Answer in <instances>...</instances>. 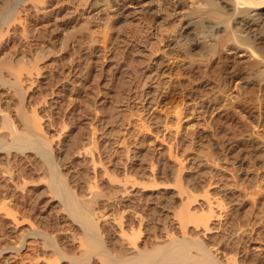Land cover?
I'll return each instance as SVG.
<instances>
[{"label":"rangeland","instance_id":"1","mask_svg":"<svg viewBox=\"0 0 264 264\" xmlns=\"http://www.w3.org/2000/svg\"><path fill=\"white\" fill-rule=\"evenodd\" d=\"M55 2L56 0H52L51 3L54 5ZM68 2L64 6L65 9L72 11L71 7H77V11L81 13L77 16L79 19L84 18L83 15L87 11L97 8L98 4L104 3L103 0H69ZM169 7L165 5L161 8L162 10L160 9V14H162L164 20L158 16L159 14L156 15L155 13L140 12L136 15L132 14L130 13L131 8L124 12L122 18L118 17L117 10L119 8L117 6L109 10H102L99 19L89 24L88 29L83 30L81 37L75 38L77 40L74 38H71L72 40L68 39L67 48L62 51L61 56L44 59V61H41L43 63L38 62L39 70L33 74L32 79L34 80L37 76H40L38 75L40 73L41 76L35 79L38 82L29 81V84L32 83V85L27 84L29 88H24L22 97H24L25 102L23 101L24 103L20 107L22 110L25 107L24 112L26 115L35 112L33 116L35 114V120L38 124L40 123L39 128L37 126L36 128L43 136V138L40 137L45 139L48 145L45 148L46 151L48 148L50 151L47 152V156L50 154L48 158L51 156L49 159L52 162H49L51 165L56 163L57 168H54L56 172L58 171V174L60 173V176H63L61 178L66 181L64 183L66 186L68 185L69 190L72 189L78 199L85 195L84 198L87 200L92 194L91 198L92 196L93 198H90L91 200L89 199L87 203H93L92 206L96 208L95 213L97 215L101 210H103L101 212L103 213L107 207V209L112 207L113 209L120 210L123 208L122 210H127L125 216L123 215L125 219L123 220L124 232H129L130 236L133 227V230L136 231H134L135 238H137L136 242L141 241L148 235L150 240H153L152 243L161 244L158 239L160 229L169 234L174 233L170 234L173 238H181L182 232L176 231L170 225L172 217H174L172 214L177 213L176 209H179L180 205L183 204H181V201L187 200L185 197L190 196L189 193L193 192V195H191L194 200L192 198H190L192 201L187 200L192 203L189 209L191 212H195V209V214L200 216L203 215L204 211L207 210L208 212L210 208H213V217L211 216L212 218L209 219L214 224L212 226L217 228L211 233H207L205 238V234L203 235V232H201L204 230L202 226L196 228L195 225H192L193 223H189L190 225L186 226L187 230L186 228V231L184 230L185 235L187 234L188 238L194 239L192 237H197L198 233L199 239H203L202 236H204L207 245L215 249L219 244L218 241L221 240L219 247L224 249L226 257L230 256L232 260L234 258L238 264L241 262H244V264H264V27L262 30L261 28L256 29L254 32L257 33L252 32L255 35H252L251 32L248 33V36L246 35L248 38L245 37L247 44H238L237 41L235 42L234 35L231 40L230 33L228 34L230 31L233 34L237 33L236 29L235 32L232 31L236 27L235 22H231L233 17L228 15L227 18L226 15V18L224 17L222 20L231 19L228 21L230 25L227 22L225 24L227 23L232 30L228 29L227 24L225 25L227 33L223 31L219 33L220 35L218 34L220 39L217 37L219 39L216 41L217 44L213 42V45L216 46L211 55H209L210 53L205 46L204 48L202 46L192 47L190 53L185 55L183 48L177 47L180 44H178V41L181 39L177 30L180 29L185 19H180L179 15H175V17L168 16L172 12ZM182 9L183 4H180L178 10L181 11ZM28 21L31 22V26L35 25L36 27L38 24V27L41 25V20ZM230 22L234 24L232 25ZM42 28L38 29L41 32H38L40 37L36 39L29 38L30 34L28 33L21 37L22 34L19 32V28L17 29L18 34L15 33L8 37L10 41L7 38L2 40L4 45L1 48L6 52L9 51L10 54L13 52L29 53L28 48L32 50L35 43L36 45L39 44L37 42H40V44L45 42L44 44L50 45L53 41V39H50L52 37L49 31L50 28L48 30L47 27ZM43 30H46L45 34ZM198 30L197 32H200L202 28H198ZM174 36H178L179 39ZM24 37L26 41L29 39L33 41L26 42ZM29 43H31V46ZM235 43L237 44L235 45ZM237 45H242V49L245 48V50L247 48L248 53L244 56L245 53L243 54L241 48L235 49ZM239 55L241 56L239 57ZM38 71L40 72L38 73ZM33 83H36V86ZM1 85L0 110L3 111V114H8V116L6 114L4 116L9 117L7 119L11 122V129L17 127L16 131L21 130L22 123L19 117H16L19 108L15 110L19 105L18 97L7 86L3 88V85ZM26 90L27 94L24 96ZM23 105L24 107H22ZM2 113L0 114L1 117H3ZM91 113L95 115L94 120L90 118L93 116ZM3 126L0 118V128H4V131L0 129V138L3 141L1 146H4H0L2 148L0 149V202H5L7 205H10L8 202H11V205L6 207L5 210L4 207H1L2 203H0V252L4 249L0 253V264H37V261L40 262L38 264H43V255H46L44 256V264H48L49 262L46 263V261L49 260L54 262L52 258L55 259L56 256L48 248L45 250L46 253L42 254L41 246L37 245L40 239L37 238L34 241V239L27 238L26 235H29L31 229H33V232H42L45 243L50 244L54 239L51 237L53 235L50 236V234H55L57 230L62 232V229H65L63 230L65 232L70 228L71 232L79 234V228L72 225L70 217H66V211L62 208V204L60 205V200L58 202L59 198L56 199L54 198L55 195L49 193L51 191L48 190L49 173L46 168L47 163L44 164L45 160L42 161L41 154L38 151H36V154L35 151H30L31 149L24 152L23 150L21 152L16 150L15 146L12 147L13 145L9 142L11 141L10 128L6 129ZM14 129L13 131H15ZM39 132L37 131V133ZM94 132L96 133L94 134ZM74 138L77 144L80 143L79 146L76 144L75 152L79 150L82 152L83 147L87 152L89 150L92 152L95 162L101 161L95 163L97 165L95 166L96 175L84 172L82 170L84 163L81 160H76L71 152L67 154L68 156L64 154L66 148L71 144L69 139ZM119 138L124 139V144L122 150L118 149L117 153H114V143ZM134 139L138 145V147L136 145L138 151L127 154V151L132 149L130 146ZM105 141L106 143L109 141V143L104 144ZM4 144H7L8 146H6L10 149L5 148ZM6 151H10V153ZM98 156L100 159H98ZM132 156L133 158H131ZM105 157L106 159H104ZM126 157L127 159H124ZM64 159L65 161H63ZM108 162L110 166L107 164ZM123 164H126L127 167ZM179 167H181L180 170ZM123 168H126L127 171ZM128 169H132V172ZM151 169L155 172H152ZM4 171H7L4 176L12 174L14 181L16 180L15 182L19 183V186L25 181V187L23 182L22 188L19 187V191L25 188L23 198L26 201L23 198L18 200L16 197L18 193L14 189L11 191L7 189L2 181ZM104 172L110 173V176H107V173ZM113 173L115 174L113 175ZM123 173L130 174L132 183L129 182L130 180H126L129 177ZM132 173L136 175V178L138 177L137 180L140 179V182L134 181L136 178L134 179L135 175ZM176 174L183 182H176L180 180H177ZM151 175L154 177L153 180L149 178ZM94 176L95 179L92 178ZM144 176L149 177L145 179ZM122 178H125V181L132 185L125 183ZM21 179L23 180L21 181ZM106 180H109L110 183ZM134 182L136 186L133 185ZM141 182H145V184ZM146 183L152 184L153 187ZM178 183H182L179 185H183L186 190H190H188V194L185 192L182 194V196L186 194L188 196L186 195L183 198L181 195V198L177 196L180 193L178 192V188L180 189ZM93 186H95L96 191L92 189ZM132 186H135L134 190H130ZM124 187L132 193L128 195L129 197L118 195L117 197L120 198L118 199L114 196L119 194L117 191L123 190ZM88 189L90 192L95 191V193H90ZM96 192L99 193L96 194ZM136 194L140 195L137 196ZM195 195L197 196L195 197ZM95 197L97 198L96 201H94ZM115 200L116 202H114ZM95 202L98 203L99 208L95 206ZM189 202H187L188 205ZM7 208H9V211L12 209L11 213L7 211ZM133 211L142 215V220H144V225L141 223L142 225L139 228L138 222L129 216V213ZM7 212L9 214H6ZM11 215L15 217L12 218ZM15 218L16 221L13 220ZM17 219L19 221L23 219V222H19ZM98 222L100 224L98 229H101H99L100 233L98 232L99 236L103 243L107 242L105 245H111L110 243L114 240L112 238H116V234L107 225L103 227V222ZM66 225L69 226L66 227ZM137 228L142 230L138 232ZM200 232L202 235H199ZM48 237H51L52 240ZM58 237L62 238L63 235H56L55 238ZM139 237L141 239H138ZM209 237H211V240ZM23 239L25 242L24 248L20 252L14 251L15 249H12V247H15L14 245ZM43 239L40 240V243L43 242ZM36 240H38L37 244L35 243ZM5 248L9 250H5ZM73 252H77V250L75 249ZM73 252L67 254L73 255ZM233 255L234 257H231ZM39 256L40 259H38ZM258 256L259 258H257ZM221 259L223 260V258ZM56 260L60 263L55 261V264L66 263L61 259Z\"/></svg>","mask_w":264,"mask_h":264},{"label":"bare ground","instance_id":"2","mask_svg":"<svg viewBox=\"0 0 264 264\" xmlns=\"http://www.w3.org/2000/svg\"><path fill=\"white\" fill-rule=\"evenodd\" d=\"M69 0H56L55 4L53 5L51 2L52 0H0V84H2L1 86L4 88L5 86H7L9 89H11L10 91L13 92V94L18 97V102H19V105L16 107L15 110H18L17 108H19L18 110V115H16V117L18 116L21 123H22V131L21 130H17L19 132L16 131V128L15 127V131H13V129H11V122L8 120L9 117L8 114H5L7 116H4L5 114H3L1 111V113L3 114L0 118H1V121H2V124L4 125L3 127H5L6 129H9V136L11 137V141H9L11 143V145H13L12 147L15 146V149L16 150H19L20 152L23 150V152L25 150H29L31 149L30 151H38L41 156H42V161L45 160V163H47V169H48V173H49V181L47 182L48 185H49V188L48 190L51 191L49 193H51L52 195H55L54 198L58 199V202L60 200V205L62 204V208H64V210L66 211L65 214L66 217H70L72 222L73 223L72 225H76L78 226L79 228V234H74L73 231L71 232L70 231V228L69 230L67 229L65 232L63 230L65 229H62V232L61 231H56V233L54 234H50L53 235L51 237H48V238H51V243L50 244H46L45 243V240L42 238L43 237V234L42 232L38 233L37 232H33V229H31L32 231L29 232V235H26L27 238H31V239H43V242L40 243V240H39V243L37 244V241L36 240V244L37 245H40L41 246V250H42V254H45L46 253V249L48 248V250H51L55 257L52 258L55 261H57L56 259L58 260H64L66 263L65 264H238L236 263L237 260H233L230 258V256L226 257L225 253H224V249H221L219 246H220V241H218V245H217V248H212V246H209L207 245V241L204 240V236L203 239H199V236H198V233H197V237H192L194 239H191L188 238V236L185 235V228L187 230V227L193 223L192 225H195L196 228L198 227H201L204 229L202 234L204 235L205 234V238H206V234L208 233H211V231H213L215 228V226H212L214 225L211 220L209 219L211 216L213 217V208H210L207 212L204 213L203 212V215L201 213H198L201 214L200 216H197V214H195L196 210L194 209L195 212H191V210L189 208L190 207V204L192 206V203L187 201V200H191L192 199L194 200V197L192 198V195L189 193L190 196H188L187 192H189L190 190L189 189H185L186 187H183L180 186L179 184H182V183H178V185L180 186V189L178 188V192L179 195L177 196H182V194L185 192L187 193L186 195L188 197H185L187 198V200H183L181 201V204L180 205V208L178 210L176 209L177 213L175 214H172L174 217H172V221L170 223V225H172L174 227V229L177 231L179 230L180 233L182 232V235H181V238H173L170 236V234H174V233H167L165 232L163 229H160V232H159V242H161V244H155V243H152L151 241L153 240H150L149 236L147 235L146 237H144L141 241L139 242H136L137 238H135V230H133L134 228L132 227L131 228V235L129 236V232H124V221L125 220L123 217L125 216L124 214L126 213V211L122 210V209H113L112 207L110 209H107L105 208L106 210L101 213L103 210L100 211V213H95V209L93 206H92V202H90L89 204L87 203V201L89 202V199L91 198V195L90 194V197L86 200L83 196L80 197L81 199H78V196L75 195L71 190H69V188L66 186V181L63 180L61 177L63 176H60L58 174V171L56 172L55 168L56 167V163L55 165H51L50 162H52L48 156H47V152L49 151V148L48 150L46 151V146L47 143L45 142V139H42L43 136L41 135V133L39 132L38 130V122L35 120L36 117L34 118L33 116V113L35 112H32V116L31 115H26V113L24 112V105L22 107H24V109L22 110L20 105H22V103H24V97L23 96V90L24 88L26 87V89H28L29 85L32 83L29 84V81H37L35 80L37 77H40L41 76V73L38 74L40 71H38V75L40 76H37L34 80L32 79V77H34V73L37 72L38 67H39V63H43L41 62L42 60L44 61V59H48V58H52L54 56V58L56 57H59L61 56L62 54V51L65 50V48H67V41L68 39H71V38H78V37H81L83 35V30H85L87 28V26L91 23H93L94 21L98 20L99 19V14L102 10H106V9H112L113 7L117 6L119 9L117 10L118 11V17H123L124 16V12H126L127 9H132V11L130 13L132 14H138V13H146V14H156L158 15L162 20H164V18H162V14H160V9L163 7V6H170L169 8H171V13L168 14V16L172 15V17L175 15H179L182 19L184 18V22L183 24L181 25L180 29L177 30L178 31V36L181 37V39L178 41V48L181 47L183 48V52L185 53H190V50H192V47H199V46H202V48L207 47V50L208 52L210 53L209 55H211V53H213L214 49H215V46L213 45L214 43L213 42H216L218 41L220 38V34L219 33H222L223 31H225L227 33V28H226V24L230 21V20H227L226 21H223L222 19L226 16L228 18V15L230 17H233V20L231 22H235V28L232 30L228 27V24H227V27L229 30H232V31H236L237 33L233 34L230 32H228V34L230 33V36H231V40L234 38L235 39V42L237 41L238 44H247L248 42L245 41V37H247L248 33H252L254 32L256 29H259L264 27V0H103L104 3H101V4H98L99 6L97 8H93V9H89L90 11H87V13H85V16L84 18H81L79 19L77 16L81 15V13H79L77 11V7H71L72 8V11H69L67 9H65V4L68 2ZM69 3V2H68ZM70 4V3H69ZM180 4H183V9L181 11L178 10L179 8V5ZM53 5V6H52ZM68 5V4H67ZM73 5V4H72ZM71 6V5H70ZM52 7H54L52 9ZM67 8V7H66ZM70 9V7H69ZM162 10V9H161ZM165 14V13H164ZM62 15V16H61ZM61 16V17H60ZM167 16V17H168ZM225 17V18H226ZM41 20V25L37 27L34 26H31V22L28 21V20ZM44 19V20H43ZM63 19V21H61ZM222 20V21H221ZM215 21H218V22H215ZM33 22V21H32ZM35 22V21H34ZM33 22V23H34ZM98 22V21H97ZM160 22V21H159ZM164 22V21H163ZM225 22H227L225 24ZM230 22V23H231ZM32 23V25H33ZM39 23V22H38ZM128 23V22H127ZM36 24V23H35ZM232 24V23H231ZM234 24V23H233ZM232 24V25H233ZM158 25V23H157ZM230 25V24H229ZM30 26L32 27L30 29ZM46 28L47 27V30L48 28L49 31H50V34H52V37L50 38L51 40L53 39V41H51L52 43H54L53 45H48V44H40V42H37L39 44L32 46L34 47L32 50L28 48L29 53H21V52H13L10 54V52H6L4 49L1 48L2 45V40H4L5 38H7L9 40L8 37H10L11 35H14L15 33H17V29L20 28V33L22 34L21 37H23V35H26L27 33L30 34L28 37L32 38V39H36L38 37H40V35L38 34V32H41L39 31L38 29L40 28ZM231 27V26H230ZM125 28V27H124ZM174 28V27H173ZM197 28V29H196ZM198 28H202V30L200 32H197ZM233 28V27H231ZM33 29V30H32ZM43 29V28H42ZM88 29V28H87ZM196 29V30H195ZM236 29V30H235ZM173 30V29H172ZM196 32H195V31ZM200 30V29H199ZM198 30V31H199ZM228 30V31H229ZM259 30V31H261ZM45 31L46 30H43V33L45 34ZM159 31V30H158ZM177 31L175 30V32L177 33ZM264 31V30H263ZM168 33V32H167ZM171 33V32H170ZM254 33H257V32H254ZM252 33V35L254 34ZM18 34V33H17ZM219 34V35H218ZM262 34V33H261ZM42 35V34H41ZM49 35V34H48ZM234 35V37L232 38V36ZM247 35V36H246ZM255 35V34H254ZM19 36V37H20ZM176 36V35H175ZM174 36V37H175ZM177 36V37H178ZM219 36V37H218ZM222 36V34H221ZM228 36V35H227ZM250 36V35H249ZM43 37V36H42ZM175 37V38H177ZM178 37V39H179ZM217 37L219 39H217ZM225 37V35H224ZM255 37V36H254ZM253 37V38H254ZM45 38V37H44ZM167 38V37H166ZM169 38V37H168ZM222 38V37H221ZM226 38V37H225ZM248 38V37H247ZM246 38V40H247ZM251 38V37H250ZM256 38V37H255ZM25 41H26V38L24 37ZM32 39H29L31 41H33ZM81 39V38H79ZM223 39V38H222ZM7 40V41H8ZM27 40V41H29ZM72 40V39H71ZM77 40V39H75ZM161 40V39H160ZM159 40V41H160ZM175 40V39H174ZM225 40V39H224ZM10 41V40H9ZM26 41V42H27ZM40 41V40H39ZM45 41V40H44ZM70 41V40H69ZM157 41V40H156ZM177 41V39H176ZM175 41V43H176ZM234 41V40H233ZM48 42H49V39H48ZM73 42V41H72ZM229 42V41H228ZM246 42V43H245ZM252 42V41H251ZM227 43V42H226ZM235 43V45L237 44ZM28 44V43H27ZM27 44H24L25 46ZM30 46H31V43H29ZM33 44V43H32ZM202 44V45H201ZM217 44V42H216ZM220 44V43H219ZM225 44V43H224ZM229 44V43H228ZM232 44V43H231ZM226 45V44H225ZM176 47V44L174 45ZM173 46V47H174ZM250 46V44H249ZM249 46H246V47H249ZM253 46V45H252ZM31 47V48H32ZM69 47V46H68ZM75 47V46H74ZM172 47V46H171ZM177 48V50H178ZM201 48V47H200ZM219 48V47H218ZM222 48V47H221ZM231 48V47H230ZM242 49V45H237L235 47V49ZM256 48V47H255ZM7 49V48H6ZM69 49V48H68ZM79 49V48H78ZM196 49V48H195ZM173 50V49H172ZM180 50V49H179ZM203 50V49H202ZM252 50V49H251ZM67 51V49H66ZM156 51V50H155ZM181 51V50H180ZM222 51V50H221ZM240 51V50H239ZM244 54V56L248 53L247 52V48L245 50L242 49L241 50ZM240 51V52H241ZM250 51V50H248ZM25 52V51H24ZM65 52V51H64ZM200 52V51H198ZM202 52V51H201ZM204 52V51H203ZM202 52V53H203ZM206 52V53H208ZM253 52V51H252ZM9 53V54H8ZM205 53V54H206ZM232 53V52H231ZM197 54V53H196ZM204 54V55H205ZM216 54V53H215ZM214 54V55H215ZM252 54V53H251ZM256 54V53H255ZM259 54V53H258ZM190 55V54H189ZM254 55V54H253ZM191 56V55H190ZM213 56V55H212ZM241 55H239L240 57ZM243 56V55H242ZM263 56V55H262ZM148 57V56H147ZM188 57V56H186ZM202 57V56H200ZM151 58V57H150ZM193 58V57H192ZM256 58V57H255ZM59 59V58H58ZM152 60V59H151ZM150 60V61H151ZM188 60V59H187ZM208 60V59H207ZM260 60V59H259ZM40 61V62H39ZM54 61V60H53ZM149 61V63H150ZM193 61V60H192ZM258 61V60H257ZM39 62V63H38ZM55 64V63H54ZM162 64V63H161ZM189 65V64H188ZM260 65V64H259ZM43 66V65H42ZM163 66V65H162ZM251 66V65H250ZM262 66V65H261ZM256 67V66H255ZM186 68V67H185ZM262 72V71H261ZM36 74V75H37ZM259 74V73H258ZM263 74V73H262ZM43 77V76H42ZM73 77V75H72ZM38 79V78H37ZM51 79V78H50ZM74 79V77H73ZM46 80V79H45ZM68 80V79H67ZM71 80V79H70ZM69 80V81H70ZM38 82V81H37ZM75 83V82H74ZM27 84H29L27 86ZM34 84V83H33ZM36 84V83H35ZM34 84V85H35ZM30 85V86H31ZM48 85V84H47ZM36 86V85H35ZM6 87V88H7ZM33 87V86H32ZM7 88V89H8ZM39 88V87H38ZM55 88V87H54ZM8 89V90H9ZM31 89V88H30ZM63 89V88H62ZM5 90V89H4ZM35 90V89H34ZM3 91V90H2ZM7 91V90H6ZM11 92V93H12ZM6 94V93H4ZM10 94V92H9ZM12 94V95H13ZM25 94H27V90L25 91L24 93V96ZM59 94V93H58ZM61 94V93H60ZM3 95V94H2ZM9 96V95H8ZM14 96V97H16ZM27 96V95H26ZM10 97V96H9ZM5 98V97H4ZM3 98V99H4ZM29 98V97H28ZM31 98V97H30ZM14 99V98H13ZM17 99V98H16ZM11 100V99H9ZM8 100V101H9ZM26 100V99H25ZM3 101V100H2ZM13 101V100H12ZM24 101V102H23ZM29 101V100H28ZM27 101V102H28ZM53 101V100H52ZM15 102V101H14ZM13 102V103H14ZM55 102V100H54ZM124 102V101H123ZM121 103V102H120ZM9 104V103H8ZM29 104V103H28ZM123 104V103H122ZM51 105V104H50ZM122 106V105H121ZM151 106V105H150ZM155 107V106H154ZM144 108V107H143ZM153 108V107H152ZM32 109V107H31ZM34 109V108H33ZM154 109V108H153ZM152 109V110H153ZM146 110V108H145ZM14 111V110H13ZM31 111H34V110H31ZM144 111V110H143ZM0 113V114H1ZM151 113V111H150ZM14 114V113H13ZM17 114V113H16ZM92 114V113H91ZM10 115V114H9ZM93 116H91L90 118H92V120L95 119V115L92 114ZM146 115V114H144ZM149 115V114H148ZM90 116V114H89ZM98 116V115H97ZM96 116V117H97ZM6 117V118H5ZM8 118V119H7ZM13 118V117H12ZM99 118V117H98ZM103 120V119H102ZM90 122V121H89ZM96 122V121H95ZM98 123V122H97ZM99 124V123H98ZM14 125V124H13ZM96 125V124H95ZM36 126L38 128H36ZM13 127V126H12ZM111 127V126H110ZM0 129H4V128H0ZM39 133H37V131ZM42 129V128H41ZM40 129V131H41ZM80 129V128H79ZM107 129V128H106ZM111 129V128H109ZM95 130V129H94ZM4 131V130H3ZM6 131V130H5ZM1 132V131H0ZM42 132V131H41ZM93 132V130H92ZM96 132H94L95 134ZM108 133V132H107ZM124 133V131H123ZM122 133V134H123ZM127 133V132H126ZM43 134V133H42ZM93 134V135H94ZM44 135V134H43ZM92 135V136H93ZM42 136V138L40 137ZM73 136V135H72ZM91 136V137H92ZM189 136V135H188ZM8 137V136H7ZM71 137V136H70ZM122 137V136H121ZM124 137V136H123ZM61 138V137H60ZM85 138V137H84ZM132 138V137H131ZM134 138V137H133ZM137 138V137H136ZM10 139V138H9ZM96 139V138H95ZM71 140V141H70ZM89 140V139H88ZM126 140V138H125ZM70 141V146L68 148H66L64 154L67 155L69 154L70 152L73 154V157L76 158V160H81L83 163H84V166L83 167V171L88 173V174H93V175H96V168L95 166H97L95 163H100V162H95V157L92 155V152L89 150V148L87 147V149L89 150L88 153L86 150L83 149L82 147V152H80L81 150H77L78 152H75V148H76V144H77V141L76 139H69ZM97 141V139H96ZM133 141V140H132ZM3 141L1 140L0 138V146L2 145ZM90 142V141H88ZM115 142V141H114ZM7 143V142H6ZM68 143V142H67ZM109 143V141L107 142ZM106 141L104 144H107ZM132 143V142H131ZM130 143V144H131ZM78 144H80L78 142ZM77 144V145H78ZM82 144V143H81ZM84 144V143H83ZM88 144V143H87ZM94 144V143H93ZM113 144V142L111 143V145ZM115 144V148H114V153H117L118 149L119 150H122V145L124 144V139L123 138H119L117 139L116 143ZM5 145V144H4ZM7 145V144H6ZM5 145V146H6ZM65 145V144H64ZM63 145V146H64ZM92 145V144H91ZM137 143L135 142V139H134V142L132 143V145L130 146L132 149L130 151H127V154H130V153H134L136 150H137V147H136ZM8 146V145H7ZM5 147L7 149H10L9 147ZM10 146V144H9ZM79 146V145H78ZM1 147H4V146H1ZM52 148V147H51ZM78 148V147H77ZM81 148V147H80ZM98 148V147H97ZM112 148V147H111ZM124 148V147H123ZM127 148V147H126ZM125 148V150H126ZM140 148V147H139ZM2 149V148H0ZM6 149V150H7ZM14 149V151H15ZM33 149V150H32ZM86 149V148H85ZM12 150V149H11ZM10 150V151H11ZM128 150V149H127ZM1 151V150H0ZM10 151H8L10 153ZM17 151V152H19ZM138 151V150H137ZM7 152V151H6ZM5 152V153H6ZM7 152V153H8ZM12 152V151H11ZM22 152V153H23ZM50 152V151H49ZM48 152V153H49ZM111 152V151H110ZM122 152V151H121ZM130 152V153H129ZM16 153V152H15ZM120 153V152H118ZM35 154V153H34ZM37 154V152H36ZM35 154V156H36ZM39 154V156H40ZM99 154V153H98ZM104 155V154H103ZM126 155V153H125ZM63 156V155H62ZM68 156V155H67ZM100 156V154H99ZM98 156V159H100ZM111 156V155H109ZM116 156V155H115ZM8 157V156H7ZM10 157V156H9ZM16 157V156H15ZM113 157V155H112ZM128 157V156H127ZM124 158V159H127ZM136 157V156H135ZM111 158V157H109ZM133 158V156L131 157ZM9 159V158H7ZM20 159V158H19ZM32 159V158H31ZM61 159V158H60ZM67 159V158H66ZM69 159V157H68ZM106 159V157L104 158ZM142 159V158H141ZM41 160V159H40ZM53 160V159H52ZM50 161V162H49ZM62 161V160H61ZM65 161V159L63 160ZM70 161V160H69ZM99 161V160H98ZM129 161V160H127ZM141 161V160H140ZM111 162V161H109ZM109 162L107 164H109ZM118 162V161H117ZM148 162V161H147ZM58 163V162H57ZM78 163V162H77ZM127 163V162H126ZM136 163V162H135ZM134 163V164H135ZM80 164V163H79ZM140 164V163H139ZM148 164V163H147ZM201 164V163H200ZM103 165V164H102ZM124 166L126 164H123ZM64 166V165H63ZM110 166V164H109ZM199 166V165H198ZM55 167V168H54ZM106 167V165H105ZM127 167V166H125ZM164 167V166H163ZM20 168V167H19ZM98 168V167H97ZM104 168V167H103ZM122 168V167H121ZM131 168V167H130ZM150 168V167H149ZM181 167H179V170H180ZM6 169V168H5ZM108 169V168H107ZM124 170L126 168H123ZM143 169V168H142ZM148 169V168H147ZM146 169V170H147ZM4 170V169H3ZM10 170V169H9ZM8 170V171H9ZM60 170V169H59ZM80 170V169H79ZM78 170V171H79ZM102 170V169H101ZM104 170V169H103ZM129 171H131L130 169H128ZM145 170V171H146ZM152 172L154 171L153 169H151ZM177 170V169H176ZM178 170V171H179ZM11 171V170H10ZM106 171V169H105ZM123 171V170H122ZM127 171V170H125ZM124 171V172H125ZM128 171V172H129ZM138 171V170H136ZM150 171V169H149ZM12 172V171H11ZM19 172V171H18ZM60 172V171H59ZM81 172V171H80ZM114 172V170H113ZM132 172V171H131ZM130 172V173H131ZM141 172V171H140ZM144 172V170H143ZM155 172V171H154ZM7 174V171L4 173H2L1 175L3 176L2 177V181L5 183L7 189H10V191L12 189H14V191H16V193H18V196L16 195V193H14L17 197L18 200H21L23 198V193L25 192V188L22 190V191H19L20 188H22V183H23V186L25 187V181H23L21 183V185L19 186V183L15 182L14 181V176L12 174H8L4 176V174ZM9 173V172H8ZM78 173V172H77ZM105 173V172H104ZM107 173V172H106ZM105 173V174H106ZM116 173V172H115ZM113 173V175L115 174ZM126 173V172H125ZM123 173V174H125ZM138 173V172H137ZM178 173V172H177ZM17 174V173H16ZM104 174V176H105ZM122 174L123 177H125L124 175ZM134 174V173H132ZM143 174V173H142ZM152 174V173H150ZM149 174V175H150ZM154 174V173H153ZM180 174V173H178ZM178 174H176V178L179 176ZM62 175V174H61ZM107 176H110V173L106 174ZM118 175V174H117ZM121 175V174H120ZM126 175V174H125ZM135 175V174H134ZM133 175V176H134ZM140 175V174H138ZM146 175V174H145ZM178 175V176H177ZM21 176V175H20ZM67 176V174H66ZM122 176H119V177H122ZM127 177H129V179H126V180H130L131 177H130V174H127L126 175ZM156 176V175H155ZM19 177V176H18ZM23 177V176H22ZM90 177V176H89ZM97 177V176H96ZM113 177V176H112ZM145 177V176H144ZM149 176L145 177L148 178ZM222 177V176H221ZM17 178V177H16ZM21 178V177H19ZM93 179H95V176L92 177ZM110 178V177H109ZM108 178V179H109ZM136 178V175L134 176V179ZM138 178V177H137ZM134 180V181H139V180ZM140 178V176H139ZM151 180L154 179V177H152V175L149 177ZM153 178V179H152ZM1 179V178H0ZM25 179V178H24ZM46 179V178H45ZM65 179V178H64ZM67 179V178H66ZM133 179V178H132ZM180 177L177 178V180H179ZM184 179V178H183ZM23 179H21L22 181ZM47 180V179H46ZM97 180V178H96ZM122 180L125 181V178H122ZM144 180V179H143ZM65 181V183H64ZM92 181V180H91ZM109 182V180H106ZM119 181V180H118ZM182 181L181 179L179 181H176V182H180ZM19 182V181H18ZM120 182V181H119ZM129 182L132 183V180H130ZM140 182V181H139ZM139 182H136V183H139ZM183 182V181H182ZM8 183V184H7ZM27 183V182H26ZM32 183V182H31ZM45 183V185L47 184ZM68 183V182H67ZM89 183V182H88ZM87 183V185H88ZM110 183V182H109ZM125 183L127 184H130L128 183L127 181H125ZM141 183H144L145 182H141ZM153 183V182H152ZM147 185H149L148 183H146ZM155 184V183H154ZM153 184V185H154ZM184 184V183H183ZM109 185V184H108ZM132 185V184H130ZM135 185V182L134 184ZM140 185V184H139ZM216 185V184H215ZM4 186V185H3ZM9 186V187H8ZM27 186V185H26ZM47 186V185H46ZM104 186V184H103ZM118 186V185H117ZM136 186V185H135ZM134 186V187H135ZM144 186V185H143ZM150 187L152 186L149 185ZM178 186V187H179ZM226 186V185H225ZM20 187V188H19ZM48 187V186H47ZM88 187V186H87ZM91 187V186H90ZM89 187V189H90ZM95 191V186H93ZM128 187V186H127ZM126 187V188H127ZM133 186L130 188V190H134ZM153 187V186H152ZM78 188V187H77ZM99 188V187H97ZM116 188V187H115ZM218 188V187H217ZM221 188V187H220ZM225 188V187H224ZM88 189V190H89ZM90 189V190H92ZM145 189V188H144ZM222 189V188H221ZM80 190V189H79ZM89 190V192H90ZM98 190V189H97ZM143 190V189H142ZM189 190V191H188ZM219 190V189H218ZM7 191V190H6ZM95 191H92L90 193H95ZM100 191V190H99ZM114 191V190H113ZM137 191V190H136ZM227 191V190H226ZM117 192H119V194L117 195H114V196H118L120 195V197H123V196H128L132 193H130L129 190L124 189L123 190H118ZM8 193V192H7ZM6 193V194H7ZM99 193V192H96V194ZM226 193V192H225ZM3 194H5L3 192ZM21 194V195H20ZM48 194V193H47ZM95 194V195H96ZM156 194V193H155ZM196 194V193H195ZM223 194V193H222ZM26 195V194H24ZM89 195V194H88ZM137 195V194H136ZM140 195V194H138ZM137 195V196H138ZM184 195V196H186ZM14 196V195H13ZM12 196V197H13ZM100 196V195H98ZM96 196V197H98ZM180 196V198H181ZM182 196V198L184 197ZM197 195H195L196 197ZM3 197H6V196H3ZM9 198V196H7ZM15 197V198H16ZM95 197V198H96ZM115 197V198H116ZM129 197V196H128ZM131 197V196H130ZM134 197V196H133ZM136 197V196H135ZM93 198V196H92ZM91 198V199H92ZM94 198V199H95ZM114 198V199H115ZM118 198V197H117ZM192 198V199H190ZM223 198V197H222ZM11 199V198H10ZM24 199V198H23ZM90 199V200H91ZM100 199V198H99ZM120 199V198H118ZM142 199V198H141ZM140 199V200H141ZM25 200V199H24ZM97 198L94 200L96 201ZM149 200V199H148ZM147 200V202H148ZM3 201H4V198H3ZM11 201V200H10ZM26 201V200H25ZM8 202V200H7ZM32 202V201H31ZM98 202V201H97ZM97 202H95V206H97ZM116 202V200L114 201ZM120 202V201H119ZM129 203V201H127ZM132 202V201H131ZM146 202V203H147ZM152 202V201H151ZM189 202V205L188 203ZM2 203L1 207H4V209L6 210V207L10 206L11 205V202H8L10 203V205L6 204L5 202H0ZM20 203V202H19ZM127 203V204H128ZM136 203V202H135ZM149 203V202H148ZM167 203V202H166ZM234 203V201H233ZM26 204V203H25ZM101 204V203H100ZM237 204V203H236ZM5 205V206H3ZM21 205V204H20ZM23 205V203H22ZM34 205V203H33ZM103 205V204H102ZM132 205V204H131ZM130 205V206H131ZM135 205V204H134ZM138 205V203H137ZM148 205V204H147ZM219 205V204H218ZM17 206V205H16ZM19 206V205H18ZM27 206V205H26ZM109 206V205H108ZM119 206V205H118ZM143 206V205H142ZM146 206V205H145ZM185 206V207H183ZM189 206V207H188ZM214 206V205H213ZM216 206V204H215ZM238 206V205H237ZM98 207V206H97ZM161 207V206H160ZM182 207V209H181ZM241 207V206H240ZM10 208V207H9ZM9 208H7L9 211ZM19 208V207H18ZM99 208V207H98ZM118 208V207H117ZM120 208V207H119ZM132 208V207H131ZM130 208V210H131ZM134 208V207H133ZM153 208V207H152ZM164 208V206H163ZM167 208V206H166ZM195 208V207H194ZM209 208V207H208ZM1 209V208H0ZM3 209V210H4ZM128 209V207H127ZM156 209V208H155ZM181 209V210H180ZM239 209V208H238ZM12 209H10L11 211ZM27 210V209H26ZM42 210V209H41ZM63 210V211H64ZM129 210V209H128ZM145 210V209H144ZM9 211V212H10ZM17 211V210H16ZM43 211V210H42ZM41 211V213H42ZM98 211V210H97ZM96 211V212H97ZM170 211V210H169ZM175 211V212H176ZM203 211V210H201ZM9 212H7L6 214H9ZM13 212V211H12ZM25 212V211H24ZM130 212V211H129ZM155 212V211H154ZM172 212H174L172 210ZM171 212V213H172ZM11 213V212H10ZM29 213V212H28ZM128 213V212H127ZM142 213V212H141ZM170 213V214H171ZM64 214V213H63ZM153 214V213H152ZM169 214V213H168ZM167 214V215H168ZM46 215V214H44ZM124 215V216H123ZM171 215V216H172ZM236 215V214H235ZM12 216V215H11ZM21 216V215H20ZM24 216V215H23ZM129 216L137 223L138 228L141 227V225L144 223V220H142V215L138 214V213H135L134 211L129 213ZM147 216V215H146ZM145 216V217H146ZM169 216V215H168ZM15 217L14 215L12 216V218ZM22 217V216H21ZM20 217V218H21ZM31 217V216H30ZM41 218H43L42 216H40ZM211 217V218H212ZM22 218H25V217H22ZM65 218V217H64ZM69 218V220H70ZM40 219V218H39ZM129 219V218H128ZM170 219V218H169ZM236 219V218H235ZM14 221H16V218L13 219ZM18 220V219H17ZM23 220V219H22ZM20 220V221H22ZM44 220V219H43ZM171 220V219H170ZM13 221V223H14ZM19 221V220H18ZM19 221V222H20ZM98 221H101L103 223V227L104 225H107L108 227H110V229L113 230V232L116 234V238H112L114 239L112 241V243H110L111 245H105L106 243L102 241L101 237L99 236V231L100 230L98 229V225L99 222ZM128 221V220H127ZM163 221V220H162ZM165 221V220H164ZM23 222V221H22ZM130 222V221H129ZM133 222V221H132ZM214 222V221H213ZM135 223V222H134ZM142 223V224H141ZM162 223V222H161ZM190 223V224H189ZM126 224V223H125ZM149 224V223H148ZM157 224V223H156ZM189 224V225H188ZM129 225V224H127ZM131 225V223H130ZM136 225V223H135ZM144 225V224H143ZM150 225V224H149ZM33 226V225H32ZM69 226V225H68ZM66 225V227H68ZM102 226V225H101ZM106 226V227H107ZM147 226V225H146ZM163 226V225H162ZM187 226V227H186ZM63 227V226H62ZM108 227H107V230H108ZM157 227V226H156ZM159 227V226H158ZM163 227H166L165 225ZM162 227V228H163ZM171 227V228H173ZM219 227V226H218ZM137 228V230H138ZM36 229V228H34ZM58 229V228H56ZM105 229V228H104ZM148 229V228H147ZM158 229V228H157ZM195 229V227H194ZM53 230V229H52ZM55 230V229H54ZM72 230V229H71ZM98 230V231H97ZM106 230V231H107ZM126 230V228H125ZM133 230V231H132ZM140 230V229H139ZM138 230V232H139ZM142 230V229H141ZM140 230V231H141ZM168 230V229H167ZM185 230V231H186ZM218 230V229H217ZM215 230V231H217ZM105 231V232H106ZM135 231V232H134ZM159 231V230H158ZM172 231H174L172 229ZM195 231V230H194ZM221 231V230H220ZM10 232V231H9ZM99 232V233H98ZM108 232V231H107ZM133 232V233H132ZM147 232V231H146ZM145 232V233H146ZM150 232V231H149ZM152 232V231H151ZM170 232V231H169ZM190 232V231H189ZM188 232V233H189ZM200 232L199 235H202ZM109 233V232H108ZM107 233V234H108ZM158 233V232H157ZM156 233V234H157ZM219 233V232H218ZM111 234V233H109ZM108 234V235H109ZM184 234V235H183ZM49 235V234H47ZM56 235H63V237L61 238H55ZM214 235V234H213ZM41 236V237H40ZM115 236V235H114ZM138 237V236H137ZM141 237V236H140ZM138 238V239H141V238ZM218 237V235H217ZM24 238V236H23ZM109 238V236H108ZM108 238H107V241H108ZM195 238H198V239H195ZM213 238V237H212ZM30 239V240H31ZM110 239V238H109ZM154 239V238H153ZM156 239V238H155ZM209 239L211 240V237H209ZM215 239V238H214ZM217 239V238H216ZM229 240V239H228ZM155 241V240H154ZM157 241V240H156ZM49 242V241H48ZM111 242V240H110ZM214 242V241H213ZM34 243V245L36 246V244ZM109 243V241H108ZM224 243V242H223ZM24 239L21 240V241H18L14 246L15 247H12V249H15L14 251H17V252H20V250L22 248H24ZM228 244V243H227ZM225 244V245H227ZM213 245V244H212ZM223 245V244H222ZM239 245V244H238ZM13 246V245H12ZM214 247H216L215 245H213ZM224 246V245H223ZM219 247V248H218ZM227 247V246H226ZM225 247V249H226ZM30 248V247H29ZM35 248V247H34ZM255 248V247H254ZM258 248V247H257ZM264 248V247H263ZM8 249V248H7ZM5 248V250H7ZM11 249V248H10ZM28 249V248H27ZM38 249V248H37ZM77 250V252H73V250ZM253 249V248H252ZM4 250V249H3ZM2 250V251H3ZM9 250V249H8ZM44 250V251H43ZM1 251V252H2ZM33 251V250H32ZM73 252V255H68L67 253L68 252ZM230 251V250H229ZM0 252V253H1ZM41 252V251H40ZM52 253V254H53ZM258 254V253H257ZM232 255V254H231ZM242 255V254H241ZM240 255V256H241ZM44 256L46 255H43V264L45 263V258ZM51 256V255H50ZM264 256V255H263ZM29 257V256H28ZM49 257V256H48ZM231 257H234L231 256ZM244 257V256H243ZM262 257V256H260ZM223 258V260L221 259ZM225 258V259H224ZM242 258V256H241ZM252 258V257H251ZM259 258V256L257 257ZM256 258V259H257ZM38 259H40V256L38 257ZM48 259V258H47ZM50 259V258H49ZM48 259V260H49ZM238 259V258H237ZM255 259V258H254ZM245 260V259H244ZM46 261L49 262V263H53L55 264L53 261ZM223 261H225L223 263ZM38 263H40L39 261H37ZM59 262V261H57ZM254 262V260H253ZM37 263V264H38ZM48 263V264H49ZM60 263V262H59ZM240 263V262H239ZM242 264H244V262H241ZM240 263V264H241ZM246 263V261H245ZM250 263V262H249Z\"/></svg>","mask_w":264,"mask_h":264}]
</instances>
